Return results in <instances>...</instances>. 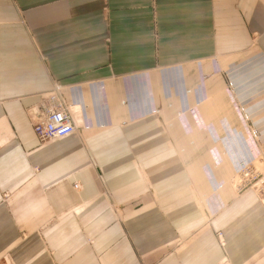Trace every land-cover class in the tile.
I'll return each instance as SVG.
<instances>
[{
	"label": "crops",
	"instance_id": "obj_1",
	"mask_svg": "<svg viewBox=\"0 0 264 264\" xmlns=\"http://www.w3.org/2000/svg\"><path fill=\"white\" fill-rule=\"evenodd\" d=\"M60 86L88 133L63 152L74 134L41 147L24 113ZM185 111L192 172L155 118ZM245 163L264 167V0H0V264H264Z\"/></svg>",
	"mask_w": 264,
	"mask_h": 264
},
{
	"label": "rangeland",
	"instance_id": "obj_2",
	"mask_svg": "<svg viewBox=\"0 0 264 264\" xmlns=\"http://www.w3.org/2000/svg\"><path fill=\"white\" fill-rule=\"evenodd\" d=\"M140 87V86H139ZM141 88H142V84H141ZM58 89V88H57ZM186 90L190 89V88H185ZM136 91H138V85L136 87ZM138 93H136L137 95ZM49 94L45 93V94H42L39 96V99L36 103L34 104H31L30 106L28 107H25L24 108V113L25 115L27 116V119L29 120L30 124H31V116H30V113H31V108H33L35 105L38 104V102H40V100H42L44 97H47ZM50 96V95H49ZM43 97V98H42ZM56 99L58 102L62 103V104H65L68 106V102H69V99H65L64 98V94H63V89H62V86H60V88L57 90L56 92ZM186 102V101H185ZM170 106V104H169ZM171 109V108H170ZM169 109V111H170ZM190 114V113H189ZM75 115V114H74ZM138 118V117H136ZM155 118L157 119V123H159L158 119H161L162 121V124L164 125V127L166 126V133H167V138H168V141H169V144H171L173 146V148L175 149L176 153H177V156L179 158V160L181 161L182 163V166L184 167V169L186 171H189V172H192V170H198L199 169V164H196V163H192V157H193V151H196L197 153V149L196 150H193L191 146L192 144V135L194 132H192V128H191V124H192V117L191 115H188V112L185 111V113L183 115H180V116H177V115H168L166 117H159V116H155ZM164 120V121H163ZM177 122H179V124L182 122H184V124H188V131H177ZM80 124V123H79ZM78 124V125H79ZM32 126V125H31ZM163 127V126H162ZM179 129V128H178ZM87 131H85L83 128H81L80 126L77 127V132L70 138H72V142L70 141V143L68 144V142H64L62 144H60V148H58L60 150V152H63L65 150H72V148L74 147V142L76 140H83L85 139L86 135H87ZM184 139L185 141V144L187 145V147H182L183 144H181V140ZM50 144L51 145H54V143H51L50 140L48 141H39V143L41 145L43 144ZM49 144V145H50ZM182 145V146H181ZM189 145V146H188ZM47 146V145H46ZM59 147V146H58ZM200 150V149H198ZM76 151V150H75ZM70 152V151H69ZM68 152V153H69ZM73 153V151H72ZM198 154V153H197ZM196 154V155H197ZM195 155V154H194ZM197 157V156H196ZM215 165V164H214ZM212 165V163L210 164H204L202 167H200V170H208L209 168L211 169V166L215 167L216 166V172L217 173H223L224 171V164L223 163H217L215 166ZM247 165V163L245 164H242L240 165L239 168L236 167V170L233 171V173H239V170L243 167ZM252 165V164H251ZM205 167V169H204ZM259 170H257L256 174H253L250 178L251 179V184L246 187L245 189H252V190H256V189H264V175H262V173L260 172V170H262L264 172V167L263 166H259ZM35 170L37 171L38 170V166L35 167ZM227 173V172H226ZM232 173V174H233ZM258 173V174H257ZM232 176V175H231ZM254 176V177H253ZM240 176L238 175L235 180H233L232 184L234 186V189L236 190V185H235V181L238 179L239 180ZM259 179H262V183H258V185L256 184L257 181H259ZM228 181V180H227ZM78 183L79 181L75 180L73 181L72 185H73V188L74 189H79L81 187V184H79V187L78 188H75L74 187V183ZM255 182V186L251 187L252 184H254ZM244 190V189H243ZM239 192V191H237ZM260 195V194H259ZM261 197V196H260ZM261 201H262V198H261ZM263 202V201H262ZM219 238V237H218ZM223 239V238H222ZM93 240L88 238L87 239V243H91ZM219 242L221 243L220 239H219ZM224 242V241H223ZM221 245H223V243H221Z\"/></svg>",
	"mask_w": 264,
	"mask_h": 264
},
{
	"label": "built area",
	"instance_id": "obj_3",
	"mask_svg": "<svg viewBox=\"0 0 264 264\" xmlns=\"http://www.w3.org/2000/svg\"><path fill=\"white\" fill-rule=\"evenodd\" d=\"M57 90L47 93L50 96L42 97L43 99L30 110L32 129L39 141H52L54 139L64 138L77 131L75 120L68 106L58 102L56 99ZM256 172L257 170L254 165L247 164L243 166L238 173L240 178L236 183V191H241L248 187L251 184L252 178L250 177L256 174ZM262 181V179H259L256 184H261ZM256 184L254 182L251 187ZM74 187L78 188L79 184L77 182L74 183ZM217 236L221 243H223L221 233H217Z\"/></svg>",
	"mask_w": 264,
	"mask_h": 264
},
{
	"label": "bare ground",
	"instance_id": "obj_4",
	"mask_svg": "<svg viewBox=\"0 0 264 264\" xmlns=\"http://www.w3.org/2000/svg\"><path fill=\"white\" fill-rule=\"evenodd\" d=\"M68 109H69V107H68ZM69 111H70V113H71V115H72V117H73V119L75 120V124H76V128L79 126L78 124H79V117L77 116V115H74V114H72V112H71V110L69 109ZM77 132V131H76ZM75 132V133H76ZM74 133V134H75ZM71 135H73V134H71ZM70 136V135H69ZM68 137V136H67ZM64 138H66V137H64ZM64 138H59V139H54V140H52L51 141V143L53 142V141H56V140H60V139H64ZM49 144H50V142H49ZM49 144H43V145H41L40 144V146L42 147V146H45V145H49ZM239 180L237 179L235 182L237 183ZM236 183H235V185H236Z\"/></svg>",
	"mask_w": 264,
	"mask_h": 264
}]
</instances>
